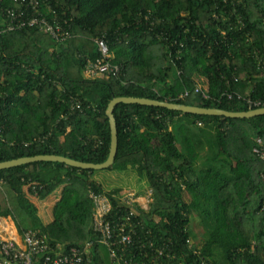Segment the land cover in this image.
I'll use <instances>...</instances> for the list:
<instances>
[{"label":"trees","instance_id":"obj_1","mask_svg":"<svg viewBox=\"0 0 264 264\" xmlns=\"http://www.w3.org/2000/svg\"><path fill=\"white\" fill-rule=\"evenodd\" d=\"M20 2L23 22L54 16L72 37L56 43L38 26L0 33V162L56 155L103 163L105 110L114 97L228 112L249 111V100L260 103L251 110L264 108V0ZM16 7L0 2V9ZM94 39H104L108 63L118 68L107 78L83 74L86 60L99 56ZM113 116L117 152L105 170L118 181L131 176L135 194L152 191L148 209L132 217V243L117 247L121 260L96 243L87 197L88 188L107 196L132 190L130 182L105 187L117 182L113 175L100 182L98 171L53 162L0 170V216L63 251L92 242L82 264H264V115L229 119L119 104ZM58 189L52 221L42 225L29 196L42 201ZM193 214L201 243L190 229Z\"/></svg>","mask_w":264,"mask_h":264},{"label":"built area","instance_id":"obj_2","mask_svg":"<svg viewBox=\"0 0 264 264\" xmlns=\"http://www.w3.org/2000/svg\"><path fill=\"white\" fill-rule=\"evenodd\" d=\"M1 2V0H0ZM18 7L14 9H0L2 20L6 23L5 28L0 30V33L23 28L25 26H38L41 31L47 32L48 35L56 42L61 43L72 37L69 28L63 27V24L58 22L53 16L52 20L47 18H30L26 23L22 21V2L14 0ZM96 49L99 53L98 58L94 61L86 60L83 74L88 78H107L109 73H116L117 67L111 66L108 63L109 50L104 39L93 40ZM198 89H195L197 92ZM186 92L183 96H186ZM74 105L71 108H79V104L73 101ZM248 109L259 106V102L246 101ZM257 142H260L257 140ZM257 152V150H254ZM259 155L262 156L260 152ZM152 195V191L148 190ZM87 197L92 203V231L97 236V244H101L108 249L111 259L119 261L121 257L117 252V247H126L132 243V237L135 235L132 225V217L137 214V209L144 210L141 206L140 199L133 192H120L118 195L107 196L104 193H97L88 188ZM112 200L117 204V208L123 209L117 220H109L107 216L116 208L112 204ZM151 200V199H150ZM117 214V213H116ZM92 242L85 243L83 248H69L68 251H63L61 247H51L48 244L47 236L38 230H27L20 234V242L11 238L0 236V264H32L34 260H41V264H82L84 259L90 258V248ZM54 252V254H53ZM162 254V249H159L158 255ZM42 257V259H41ZM123 264H127L122 259ZM130 264V263H128Z\"/></svg>","mask_w":264,"mask_h":264},{"label":"water","instance_id":"obj_3","mask_svg":"<svg viewBox=\"0 0 264 264\" xmlns=\"http://www.w3.org/2000/svg\"><path fill=\"white\" fill-rule=\"evenodd\" d=\"M119 104H135L141 106L162 108L169 111H175L182 114L198 115V116H214L223 117L229 119H250L257 116L264 115V108L249 110L246 112H228L216 108H201L184 104H176L165 101H158L146 98H134V97H114L108 103L105 115L108 118L109 130H110V144L109 151L106 160L101 164H91L75 161L63 156L56 155H38L33 157H23L15 160L0 162V170L10 169L21 165L35 163V162H53L60 163L66 167L80 169V170H105L109 168L115 159L117 152V135H116V123L113 116L114 108Z\"/></svg>","mask_w":264,"mask_h":264},{"label":"crops","instance_id":"obj_4","mask_svg":"<svg viewBox=\"0 0 264 264\" xmlns=\"http://www.w3.org/2000/svg\"><path fill=\"white\" fill-rule=\"evenodd\" d=\"M126 191L134 192L130 188H123L120 190V192ZM60 193V189H58L55 193H52L42 201H38L35 197L29 196L30 201L37 209V215L42 225H46L52 221V208L55 202L60 198ZM0 236L4 238H11L20 242V233L15 228L10 216H0Z\"/></svg>","mask_w":264,"mask_h":264},{"label":"rangeland","instance_id":"obj_5","mask_svg":"<svg viewBox=\"0 0 264 264\" xmlns=\"http://www.w3.org/2000/svg\"><path fill=\"white\" fill-rule=\"evenodd\" d=\"M110 175L115 176L116 179H117V182H115V183H106L105 184V187H107V188L109 187L110 188V187H112V184H113V187H118L119 185H124L125 186V185H127L126 183L130 182V185H132L131 187H132V190H133L134 181L132 180L131 176H129V178L128 177H125L126 180H121V181L119 180L118 181V176L117 175L111 173L110 171L99 170L96 173L95 179H97L100 182L102 180L105 181V179L107 178V176H110ZM120 178H123V177L120 175ZM134 180H136L135 177H134ZM120 183H122V184H120ZM124 189H126V188H124ZM148 190H149L148 188H144L141 192H139L140 194L139 193L138 194H135L133 192L135 195H137L139 197L140 202H141V206H142V208H144V210H147L148 209V206H149V204L151 202V200H150L151 197L150 196H147V197L145 196V195L149 194ZM187 199H188V196H185V200H187ZM190 223H191L190 229H191L192 232H194V234H195V236L197 238V243H201V236L203 235V230L201 229V226L199 225L200 224L199 223V219L197 218L196 214H193L191 216V222Z\"/></svg>","mask_w":264,"mask_h":264}]
</instances>
